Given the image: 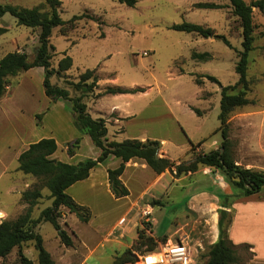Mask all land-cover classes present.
I'll list each match as a JSON object with an SVG mask.
<instances>
[{
  "label": "rangeland",
  "instance_id": "1",
  "mask_svg": "<svg viewBox=\"0 0 264 264\" xmlns=\"http://www.w3.org/2000/svg\"><path fill=\"white\" fill-rule=\"evenodd\" d=\"M45 1L0 0V4L33 8L42 5ZM206 2L211 1L138 0L135 7H128L115 0H64L59 10L61 18L69 21L74 16H78L79 19L65 28L54 30L51 43L56 48V55L52 64L57 68L59 61L67 55L73 59L74 66L67 72V76H63L65 78H53L52 83L67 87L66 79L77 82L82 73L96 69L98 76L106 77L109 82H113L112 86L131 87L135 83L151 87L148 94L139 102L146 104L155 100L159 106L154 113L156 118L152 122L144 121L143 126L131 122L127 130L125 129L124 136L140 135V129L143 127L162 139L181 143L178 145L179 148L170 147L173 160L181 163L190 161L191 156L196 157V153L192 155L190 152L191 144L187 135L192 137L196 144L203 142L205 151L209 150L214 141L218 142L217 148H221L223 138L221 132H218L221 125L219 120L221 86L235 85L239 80L235 68L239 61L237 53L242 50V40L229 36L233 45V49H230L218 39L203 38L169 29L172 25L188 22L211 27L220 35L228 36L229 28L225 11L195 8L198 3ZM255 10V23L264 28V13ZM0 27H7L9 30L0 37V58L6 53L18 50L29 55L31 60L34 58V52L39 46V29L18 26L16 19L9 14L0 19ZM260 31L261 29L256 33ZM62 34H66V37ZM194 51L210 53L214 59L207 63L196 62L192 59ZM201 75L215 77L221 86L206 79H201L205 82L203 86L197 85L195 78ZM247 78L251 81L248 98L252 104L246 108H238L230 115V153L232 159L241 164L237 166L246 168V165L251 164L256 166L253 170L264 172V38L255 40L254 50L249 55ZM39 88L41 89L42 86H33L32 91L26 93L32 94L36 99ZM26 93H21L20 99L18 101L16 99L15 102L34 106L32 105L34 102L29 101ZM10 94L8 93L6 97ZM73 96L77 94L73 93ZM186 103H191L201 114H197L192 107L189 109H193L197 115L194 112L184 111ZM164 104L169 105L171 114ZM244 112L252 115L247 119L242 115ZM233 118L235 119L232 120ZM110 129L112 130L113 127L111 126ZM201 170L205 172L209 170L207 176L211 178L219 174L230 186L237 187L220 170L200 167L197 172ZM18 172L19 176L31 181L29 189L38 187L42 190L43 198L32 214L33 218H38L41 211L52 204L49 198L50 192L42 187L36 178ZM17 174L1 177L0 204H14L18 198L16 194L5 195V188L12 184V179L18 178ZM194 179L199 180L200 177L196 176ZM204 182L206 181L202 183ZM185 187L186 189L176 187L170 190L174 204L169 216H175L183 210L185 201L193 194L194 188L191 185ZM26 210L27 205L20 202L19 205L10 207V215L6 216L0 212V217L15 221L24 215ZM76 220V216L69 215V225L74 226L73 231L79 235L81 241H86V249L80 246L78 241L74 245L75 251L65 247L50 223L38 226V231L45 239L46 247L56 264H78L80 255L86 257L88 246L93 247L98 242L94 235H90V228L76 223ZM65 228L72 237L69 228ZM116 251L122 253L124 249H115L106 243L105 247L98 248L97 253L91 256L86 264H113ZM26 255L36 262V253L33 249H27ZM246 257L247 255L243 253L242 259ZM16 260L15 249L6 260L0 261V264H17ZM199 261L200 264L203 263L202 258Z\"/></svg>",
  "mask_w": 264,
  "mask_h": 264
},
{
  "label": "crops",
  "instance_id": "2",
  "mask_svg": "<svg viewBox=\"0 0 264 264\" xmlns=\"http://www.w3.org/2000/svg\"><path fill=\"white\" fill-rule=\"evenodd\" d=\"M222 1L224 0H212L210 2L221 5L222 8L217 10L226 12L229 33L228 36H222H225L230 43L229 36H235L243 41L241 38L242 30L238 25L237 17L232 14L229 1ZM255 11L254 9V17ZM260 26L263 28L262 25ZM213 30L217 35H220L216 29ZM212 59L214 57L211 55L210 60ZM44 79L45 70L42 67L24 72L13 80L15 85L7 90L5 97L8 93H11L10 96L3 101L0 100V179L5 175L18 173V178L12 179V184L5 188V195L16 194L18 198L14 204H0V212L6 216L10 215L9 210L12 205L20 204L21 194L30 188L31 181L19 176L18 160L31 144L42 139H54L58 149L51 159L72 165L86 159H96L101 154L100 149L93 144L91 138L82 134L75 127L70 104L63 100L52 102L46 96L43 86ZM112 84L113 82H109L106 77L99 76L98 88L94 95L85 98L87 110L92 118H101L106 121L108 139L116 142L134 139L143 142L147 140L158 141L161 144L158 156L180 164L181 162L173 160L170 147L179 148L178 145L181 143L162 139L143 127L140 129V135L135 137L124 136L125 129L127 130V126L131 122L143 126L144 121L152 122L156 118L154 113L159 106L155 100L146 104L139 102L143 99L142 97L148 94L151 87L134 83L131 87L122 88L128 90L142 88L145 92L105 95L98 99L95 98ZM33 86H42L41 89L39 88L40 91L36 99L32 94H27L32 91ZM21 93H26V97L30 102H34L32 104L34 106L16 103L15 100L20 99ZM164 106L171 114L169 105L164 104ZM191 107L196 109L191 103H186V110L184 109V111L193 113V109H189ZM38 115H41L40 120L37 119ZM242 115L248 119L252 114L244 112ZM111 126L113 127L112 130L110 129ZM187 136L190 140L192 155L210 153L218 149L217 141H214L209 150L205 151L203 143L198 146L201 142L196 144L192 137ZM77 139H80L79 149L71 156L68 154L67 144ZM192 145L195 146V149L192 148ZM190 158V161L194 159L192 156ZM121 163V159L110 157L95 167L89 178L77 182L67 189L68 195L79 205L85 206L91 211V218L88 223L80 222L77 217L76 223L88 226L90 235H94L98 239L93 247L88 246L86 257L80 255L78 264H86L90 261L91 256L97 253L98 248L100 246L105 247L106 243L115 249H124L122 253L131 249L138 237V231L143 229L139 212L147 206L153 208L151 228L146 232L158 243L155 252L165 245L184 243L192 251L193 264H200L199 260L202 255L219 240V221L220 214L223 212L227 218L225 223L228 238L234 245L238 257L235 264H264V189L258 194L244 196V191L241 188L230 186L219 174L214 178L208 177L209 170L207 172L201 170L181 177H176L175 171L169 170L159 175L144 160L132 159L126 164L125 171L121 176V181L129 190V195L117 199L110 190L108 171L119 168ZM236 165L241 164L236 162ZM253 167L256 166L246 165V169H253ZM196 176H199L200 179L195 180ZM203 181L209 183L204 182L206 183L204 185ZM186 185H191L194 188L193 194L185 201L183 210L176 213L175 216H169L174 204V201L171 200L170 190L176 187L186 189ZM22 186H24L23 189H21ZM153 202L158 203L154 206L152 205ZM69 215L74 214L66 213L62 224L67 225L66 227L71 231L74 245L78 241V244L86 249V241H81L79 235L73 231L74 226L69 225ZM122 219L126 220L124 224L120 223ZM70 249L76 250L74 246ZM116 252V255L122 254L120 251ZM243 253L247 255L246 259H242ZM140 260L141 263L135 262L134 264H145L141 258Z\"/></svg>",
  "mask_w": 264,
  "mask_h": 264
},
{
  "label": "trees",
  "instance_id": "3",
  "mask_svg": "<svg viewBox=\"0 0 264 264\" xmlns=\"http://www.w3.org/2000/svg\"><path fill=\"white\" fill-rule=\"evenodd\" d=\"M64 0H46L42 5L25 8L12 4H0V19L9 14L16 19L18 26H25L30 29H39V46L34 52L31 60L24 52H11L0 59V100L6 95L7 90L15 85L14 79L22 73L36 67L45 70L44 89L46 96L52 101H66L70 104L74 115V125L82 133L88 135L93 144L100 149L101 154L96 159H86L76 165L63 163L51 159L58 149L54 139H42L33 143L19 157L18 170L26 176L36 178L42 187L50 192L49 198L52 204L43 209L38 218H33L34 208L43 198L42 190L38 187L28 189L21 194V202L27 205L26 213L15 221L4 220L0 223V261H4L17 250V264H55L50 252L47 250L42 234L38 226L43 223H50L57 232L61 243L71 248L74 241L66 230L67 225L62 224L66 213L74 214L80 222L88 223L91 218L89 208L79 205L70 195L67 189L77 182L89 178L91 171L99 164L110 157L119 158L122 163L119 168L108 171L110 190L117 199L129 195V190L121 181L126 164L132 159L144 160L147 165L157 174L167 170L174 172L176 177L194 174L200 167L212 168L222 171L232 183L244 190V196L260 193L264 189V172L253 169H246L237 166L230 153V115L238 108L252 104L248 98L251 81L247 74L249 69V55L254 50L255 40L264 38V29L255 23L254 9L264 13V0H227L232 9V14L237 17V22L242 30V50L238 51L239 61L236 64V72L239 80L235 85L221 86V83L212 76L201 75L195 78L197 85L202 86L206 79L221 86V112L219 114L220 128L222 134L221 148L210 153L196 154V157L189 162L176 164L166 158L158 157L161 144L158 141L147 140H125L123 142L111 141L108 139V128L104 119H94L87 110L85 98L94 95L98 88L99 76L97 70H87L79 76L77 82L65 80L67 87L52 83L53 78H65L73 66V59L65 55L58 63L57 68L53 67L52 60L56 55V48L51 43L54 30L65 28L79 19L74 16L69 21H64L60 15V8ZM128 7H135L138 0H115ZM212 1V0H209ZM197 9H221V5L215 3H198ZM171 30L196 34L203 38H215L221 40L230 49L231 43L225 36L217 35L211 28L202 25L184 22L169 27ZM260 32L256 33L257 30ZM7 27H0V37L8 32ZM66 37V34H62ZM192 59L196 62H208L211 59L209 53H193ZM145 92L142 88L124 89L117 86H109L95 98L105 95L136 94ZM73 93L77 96H73ZM200 114L198 110H194ZM41 119V115L37 116ZM203 142L198 144L202 145ZM80 146V139L67 145L68 154L73 156ZM195 146L192 145V148ZM223 150V152H222ZM240 178V182L234 179ZM251 185V188L246 186ZM153 202L152 205H157ZM226 214L221 212L219 229V240L202 255V264H235L238 261L234 245L228 238L226 227ZM65 226V227H64ZM158 243L147 234L146 230L138 231V237L131 249L115 256L113 264H134V255L145 257L156 251ZM33 249L36 253V262L26 255L27 249Z\"/></svg>",
  "mask_w": 264,
  "mask_h": 264
},
{
  "label": "built area",
  "instance_id": "4",
  "mask_svg": "<svg viewBox=\"0 0 264 264\" xmlns=\"http://www.w3.org/2000/svg\"><path fill=\"white\" fill-rule=\"evenodd\" d=\"M144 55L146 56L147 53L145 52ZM152 216L153 208L151 206H147L141 209L139 212V217L142 220V227L146 231H149L151 228ZM2 221L3 218L0 217V223ZM125 222V219H122L120 221L121 224H124ZM149 255H153L156 257L155 264H193L192 251L184 243L165 245L157 252H154ZM145 257L140 258L143 261Z\"/></svg>",
  "mask_w": 264,
  "mask_h": 264
},
{
  "label": "bare ground",
  "instance_id": "5",
  "mask_svg": "<svg viewBox=\"0 0 264 264\" xmlns=\"http://www.w3.org/2000/svg\"><path fill=\"white\" fill-rule=\"evenodd\" d=\"M156 262V257L153 255L146 256L144 259L145 264H155Z\"/></svg>",
  "mask_w": 264,
  "mask_h": 264
},
{
  "label": "water",
  "instance_id": "6",
  "mask_svg": "<svg viewBox=\"0 0 264 264\" xmlns=\"http://www.w3.org/2000/svg\"><path fill=\"white\" fill-rule=\"evenodd\" d=\"M222 152H223V150H222ZM159 156H158V154L156 155V158H158ZM236 182H240L241 181V179L240 178H237V179H234ZM247 188H251V185H249V186H246ZM134 258H135V260H136V262L137 263H139L141 260H140V257L136 254V255H134Z\"/></svg>",
  "mask_w": 264,
  "mask_h": 264
}]
</instances>
